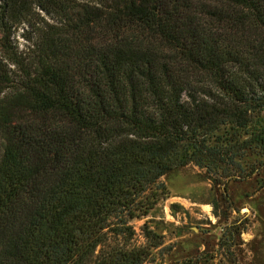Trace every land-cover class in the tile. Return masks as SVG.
Wrapping results in <instances>:
<instances>
[{
    "label": "trees",
    "instance_id": "trees-1",
    "mask_svg": "<svg viewBox=\"0 0 264 264\" xmlns=\"http://www.w3.org/2000/svg\"><path fill=\"white\" fill-rule=\"evenodd\" d=\"M34 1L0 0V264H144L161 178L264 159V0Z\"/></svg>",
    "mask_w": 264,
    "mask_h": 264
},
{
    "label": "rangeland",
    "instance_id": "rangeland-1",
    "mask_svg": "<svg viewBox=\"0 0 264 264\" xmlns=\"http://www.w3.org/2000/svg\"><path fill=\"white\" fill-rule=\"evenodd\" d=\"M238 166L227 179L194 164L161 178L167 198L130 223L132 246L146 244L145 224L162 236L144 264H264V159L248 154Z\"/></svg>",
    "mask_w": 264,
    "mask_h": 264
}]
</instances>
